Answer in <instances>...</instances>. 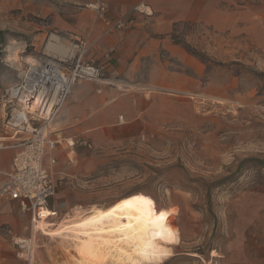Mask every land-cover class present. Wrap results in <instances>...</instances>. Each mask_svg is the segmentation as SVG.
<instances>
[{
  "label": "rangeland",
  "instance_id": "obj_1",
  "mask_svg": "<svg viewBox=\"0 0 264 264\" xmlns=\"http://www.w3.org/2000/svg\"><path fill=\"white\" fill-rule=\"evenodd\" d=\"M73 2L0 0V96L17 80V71L7 62L11 53L37 57L52 32L66 38L76 34L60 24L72 19L70 12L92 9L87 5L91 0ZM227 4L235 11L245 7L256 14L249 20L236 19L227 31L205 23L177 28L175 40L201 56L197 58L203 72L194 90L171 95L181 100L171 101L163 127L125 140L83 136L92 148L53 152L58 187L51 203L60 208L61 217L46 231L79 206L104 209L146 198L176 230L174 255L159 264H264V0ZM88 52L89 45L84 60L91 62ZM58 114L52 124L62 129L55 124ZM3 115L0 104L4 147L13 139ZM6 151L11 165L15 149L0 148ZM32 234L34 255L22 258L14 236ZM47 237L32 230L18 201L0 199V264H69L64 250Z\"/></svg>",
  "mask_w": 264,
  "mask_h": 264
},
{
  "label": "crops",
  "instance_id": "obj_2",
  "mask_svg": "<svg viewBox=\"0 0 264 264\" xmlns=\"http://www.w3.org/2000/svg\"><path fill=\"white\" fill-rule=\"evenodd\" d=\"M73 1L76 5L89 0ZM100 1L107 4L108 15L114 19L141 3L150 14H137L126 27L110 31L92 10L85 8L70 12L72 19L60 24L63 30L87 40L88 57L104 65L110 81L103 85L94 80L76 82L55 122L62 129H52L65 136L125 140L163 127L170 117L171 101L181 100L171 95L194 90L203 72L202 61L175 40L180 26L205 23L227 31L234 28L236 19L249 20L256 14L245 7L235 11L228 0ZM12 169L13 160L10 165L7 151L0 152V171Z\"/></svg>",
  "mask_w": 264,
  "mask_h": 264
},
{
  "label": "bare ground",
  "instance_id": "obj_3",
  "mask_svg": "<svg viewBox=\"0 0 264 264\" xmlns=\"http://www.w3.org/2000/svg\"><path fill=\"white\" fill-rule=\"evenodd\" d=\"M73 34L66 38L52 32L40 56L20 58L17 51L8 56L9 66L17 71V80L11 84L13 93L21 97L25 108L35 113L60 110L80 79L110 83L104 78L92 79L90 75L97 76L94 71L73 65L75 57L88 47L83 37ZM76 40L82 46L74 44ZM40 228L64 250L69 264H159L174 255L175 227L146 198H132L104 209L78 208L57 227L46 231L42 224Z\"/></svg>",
  "mask_w": 264,
  "mask_h": 264
},
{
  "label": "built area",
  "instance_id": "obj_4",
  "mask_svg": "<svg viewBox=\"0 0 264 264\" xmlns=\"http://www.w3.org/2000/svg\"><path fill=\"white\" fill-rule=\"evenodd\" d=\"M88 7L96 11L104 19L108 30L122 29L137 14H150L148 7L141 3L132 8L119 19H112L108 15V6L104 1L93 0ZM74 44L82 46L80 41ZM87 50L78 54L73 65L94 71L97 76L90 78H103L104 67L99 64L86 62L84 55ZM1 108L4 111L3 123L7 131L11 132L13 142L3 148H14L13 169L10 172L0 171L4 175L0 181V199L8 198L19 202L21 211L30 217L33 231L45 229L54 224L61 217V210L51 201L56 195L58 176L55 171L57 158L53 152L58 149L75 150L76 147L92 148L93 145L82 135L65 136L61 132L52 131L51 125L59 110L50 112H33L22 105L21 97L13 93L12 85L5 88L0 96ZM1 144V143H0ZM1 146V145H0ZM42 231V230H41ZM35 235L29 237L14 236V243L18 255L29 259L35 252Z\"/></svg>",
  "mask_w": 264,
  "mask_h": 264
},
{
  "label": "trees",
  "instance_id": "obj_5",
  "mask_svg": "<svg viewBox=\"0 0 264 264\" xmlns=\"http://www.w3.org/2000/svg\"><path fill=\"white\" fill-rule=\"evenodd\" d=\"M186 48L189 50V52H191L192 54H194L196 57H199L200 59H202L201 56H200L197 52L191 50V49L189 48V46H187Z\"/></svg>",
  "mask_w": 264,
  "mask_h": 264
}]
</instances>
